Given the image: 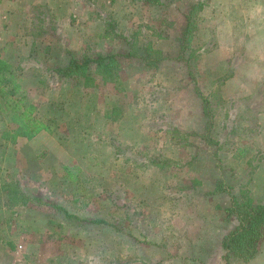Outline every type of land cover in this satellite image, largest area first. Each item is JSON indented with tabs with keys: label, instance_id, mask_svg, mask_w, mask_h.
Returning a JSON list of instances; mask_svg holds the SVG:
<instances>
[{
	"label": "rangeland",
	"instance_id": "obj_1",
	"mask_svg": "<svg viewBox=\"0 0 264 264\" xmlns=\"http://www.w3.org/2000/svg\"><path fill=\"white\" fill-rule=\"evenodd\" d=\"M114 1L101 25L80 21L62 59L7 44L33 115L53 123L47 145L10 142L0 110V264H224L231 197L264 201L251 124L264 114V0ZM103 32L110 43L93 46ZM100 53L118 55L112 82L53 72ZM262 230L230 264H251Z\"/></svg>",
	"mask_w": 264,
	"mask_h": 264
},
{
	"label": "trees",
	"instance_id": "obj_2",
	"mask_svg": "<svg viewBox=\"0 0 264 264\" xmlns=\"http://www.w3.org/2000/svg\"><path fill=\"white\" fill-rule=\"evenodd\" d=\"M148 4H158L160 0H131ZM201 9V7H200ZM192 15L186 16L185 25L182 27V37L179 38L181 48L188 43L184 36L190 33ZM186 38V37H185ZM118 65V55L109 54L97 56L71 57L68 63L54 67L53 72L60 78H83V83L93 85L94 74L101 75L102 82H112L116 76L115 67ZM20 79L15 74L12 64L0 56V110L5 113L7 120L14 127L3 130L1 137L10 142H15L18 137L33 138L40 131L51 130V120H40L33 115L35 105L27 101ZM229 216H234L238 224L222 241L225 251L224 264H230V255L238 243L245 239L251 241L255 236H263L264 228V201L246 196L243 202L231 197V205L226 208ZM252 254L245 260L252 258Z\"/></svg>",
	"mask_w": 264,
	"mask_h": 264
},
{
	"label": "crops",
	"instance_id": "obj_3",
	"mask_svg": "<svg viewBox=\"0 0 264 264\" xmlns=\"http://www.w3.org/2000/svg\"><path fill=\"white\" fill-rule=\"evenodd\" d=\"M113 2L115 1L0 0V36H2L3 40L5 39V41H0V43L4 45L3 49L0 51V56L6 60L8 59L7 51L9 50V46H7V44H9V42H13L12 44L14 46L15 43L19 45L20 42H26L29 43L31 54L42 52L47 58L53 57L52 59H54V56L60 55L62 59L61 55L71 51L69 48L70 44L76 46L74 43L75 39L79 41L82 40L81 38H78L80 34H77L80 29L75 28L80 24V21L83 23L82 26L101 25V18H104L102 9L107 6L106 3L110 5ZM129 2L134 3L131 0ZM73 18H75V23ZM105 23L106 22H104V24ZM44 25H52L53 27H47L46 30L42 31V35L36 34L34 31H31L28 35H22V31H29L30 26H41L43 28ZM87 31H89V29ZM93 33L94 30L92 34ZM45 34L48 35L50 40L48 44L46 43ZM91 39H93V46H96V42L94 41L100 42L101 40H104L105 42L107 41V43H110L107 32H103L98 39H94L93 35ZM68 61H65L62 65H66ZM9 62L12 63L11 61ZM49 71H51V69ZM246 109L248 110V108ZM258 117L259 120L254 122L255 119H253V123L251 122V124H261L260 128L263 130L258 137L262 140V144L257 147L264 153V114ZM29 141H32L37 146H43L50 142V138H48V133L46 131H40L33 138L29 139ZM261 163L264 164V161ZM251 264H264V243L263 248H261L258 255L251 259Z\"/></svg>",
	"mask_w": 264,
	"mask_h": 264
}]
</instances>
